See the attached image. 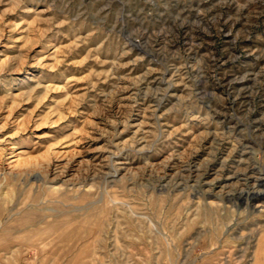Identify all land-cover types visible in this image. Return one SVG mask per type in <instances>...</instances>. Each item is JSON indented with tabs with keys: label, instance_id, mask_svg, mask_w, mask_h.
<instances>
[{
	"label": "rangeland",
	"instance_id": "374dc122",
	"mask_svg": "<svg viewBox=\"0 0 264 264\" xmlns=\"http://www.w3.org/2000/svg\"><path fill=\"white\" fill-rule=\"evenodd\" d=\"M235 5L243 11L236 14ZM220 10L240 18L236 39L217 33ZM185 31L198 35L206 57L235 41L238 55L219 70L228 76L263 66L246 59L243 45L264 47V0H0V264H264V182L251 170L254 159L264 168L260 98L250 91L240 109L226 83L205 75V57L198 61L203 76L190 72L181 99L167 96L151 113L163 90L141 76L157 62L187 59ZM204 102L227 113L253 160L217 161L227 139L212 148L204 142L208 120L190 115L205 110ZM256 116L262 128L255 129ZM135 136L148 148H125L133 173L123 170L107 188L122 201L111 207L105 194L92 204L110 180L99 161ZM18 156L27 163L14 174L9 163ZM148 159L153 164L144 168ZM221 169L240 170L239 178L210 190L209 180L226 177ZM56 173L61 190L44 182Z\"/></svg>",
	"mask_w": 264,
	"mask_h": 264
},
{
	"label": "bare ground",
	"instance_id": "6f19581e",
	"mask_svg": "<svg viewBox=\"0 0 264 264\" xmlns=\"http://www.w3.org/2000/svg\"><path fill=\"white\" fill-rule=\"evenodd\" d=\"M216 2V1H215ZM214 2V3H215ZM219 2V1H218ZM228 3V2H227ZM206 3H202V5H205ZM212 5V4H211ZM210 5V6H211ZM214 5V4H213ZM231 5V3H230ZM200 6V5H199ZM209 6V7H210ZM216 6V5H215ZM214 6V7H215ZM232 6V5H231ZM230 6V7H231ZM197 7V6H195ZM208 7V9H209ZM213 7V6H212ZM217 8V7H216ZM220 8V7H218ZM197 9V8H196ZM202 8L200 7V10ZM207 9V8H206ZM234 9H235V13L237 14V12H242L244 7L242 6H234ZM217 10V9H216ZM231 10V9H230ZM221 11V10H220ZM205 12V11H204ZM218 12V11H217ZM230 12L231 11H226V12H220L219 15L220 17H224L221 21L220 19L218 18L219 16H215V19L214 21L217 23V25H219L216 29H217V33L222 35V37L224 36L226 40H228L232 34H234L235 36V39L237 38V33L240 32V31H237V33H234V30L241 27V21H240V18H234L230 15ZM213 13V12H212ZM217 13H214L213 15H215ZM195 15V14H194ZM225 15V16H224ZM244 15V14H243ZM179 16V15H177ZM197 16V15H196ZM207 16V15H206ZM235 16V15H234ZM237 16V15H236ZM199 16H197L198 18ZM204 17V15H203ZM202 19V18H201ZM212 19V20H213ZM181 22V21H180ZM196 22V21H195ZM214 23V22H213ZM194 24V23H193ZM197 24V23H196ZM177 25V24H176ZM184 25V24H183ZM216 25V26H217ZM179 26V25H178ZM188 27V26H186ZM208 27V26H207ZM172 28V27H171ZM178 28V27H177ZM183 29V28H182ZM190 29V28H189ZM208 29V28H207ZM215 29V30H216ZM191 30V29H190ZM157 31V30H156ZM210 31V30H209ZM191 32V31H190ZM180 33V32H179ZM194 33H197V32H194ZM178 34V33H177ZM186 35V40L188 39V42H189V47L187 48V50H189V54H188V57L187 59L177 65V64H163L162 62L159 63L157 62L156 64H153V65H157L155 67H149L147 68V70L145 71V73L141 76L142 78H144L146 81L149 80L150 78H152L153 81H156V84H157V88L158 89H162L163 92L161 94H156V100H154V104L153 105H149V107L151 108V113L152 114H157L162 106L164 105L165 103V99L167 98V96H176L178 95L179 98L182 97V94H183V90L186 86L189 85V80L188 78L190 77V72H196V77L198 75V77L200 76H203V74H201L202 70L200 69V67H198V61L199 59L201 58H204L205 60V54L204 53H201L203 50L201 48V40L199 41V38L196 36V35H190L187 31H185L184 33ZM190 36H189V35ZM200 34V33H198ZM183 35V34H182ZM202 35V34H201ZM178 36H181V35H178ZM158 37V36H157ZM163 37V36H162ZM203 37V36H202ZM146 38V37H145ZM181 38V37H180ZM134 40V39H133ZM137 40V39H136ZM230 40V39H229ZM233 40V39H231ZM238 40V39H237ZM236 40V41H237ZM144 41V40H143ZM147 41V40H146ZM137 42V41H136ZM140 42V41H139ZM162 42V41H160ZM235 41L233 40V45H232V42H228L226 41V43H224V45L222 46V48L216 50V51H211L209 53H206L207 55V60L209 62V65H208V71L205 72L207 75V77H212V75L216 76L217 80L221 81L222 83H226L227 87L228 88H231L234 95H235V99H238L240 101V106L239 108L243 110H246V108H243L245 107V105L247 104L246 103V99L251 92L255 93L259 98V108H262L264 107V73L262 72L264 70V63H263V66H260V70L256 72V70L254 68H244V69H234V71H232V74L228 76L227 72L225 70L223 71H219V70H222L221 67H223V64L230 58L234 57L235 55H238L236 54L237 51H236V48H235V45L236 43H234ZM130 43V42H129ZM133 43V42H132ZM187 43V42H186ZM126 44V43H125ZM138 43H136V46H137ZM142 44V43H141ZM157 44V43H156ZM134 45V43H133ZM165 45V44H164ZM163 45V46H164ZM188 46V45H187ZM245 46L247 49V55H246V59L247 60H254V62L256 63L255 60L257 59H263L264 60V47L262 46H259V45H256V46H250V44L248 42L245 41V44L243 45ZM138 47V46H137ZM186 47V46H185ZM140 48V47H139ZM159 48V47H158ZM165 48V47H164ZM142 50V49H141ZM212 50V49H211ZM154 55V54H153ZM176 55V54H175ZM234 60V59H233ZM133 61V60H132ZM235 61V60H234ZM207 62V63H208ZM132 63V62H131ZM126 65V64H125ZM206 65V64H205ZM210 68V69H209ZM211 68H214L213 71H211ZM212 72V74L210 73ZM263 74H262V73ZM241 74V75H240ZM262 74V75H261ZM240 75V76H238ZM261 75V77L259 78V76ZM138 76V75H137ZM251 76V82L248 83V82H242L241 79H245V77H250ZM199 77V78H200ZM195 78V77H194ZM260 80V81H257V80ZM140 81V80H139ZM143 81V79H142ZM138 82V81H137ZM136 82V83H137ZM144 83H146L144 81ZM217 82H215V85H216ZM149 84V83H148ZM123 85V84H122ZM129 85V84H128ZM214 85V86H215ZM127 86V85H126ZM160 86H164L163 88H160ZM217 86V85H216ZM147 89L148 86H146ZM150 87V85H149ZM152 87V86H151ZM211 87V86H210ZM36 88V87H35ZM126 88V87H125ZM222 88V87H221ZM155 89V88H154ZM145 90V89H144ZM143 90V91H144ZM227 90V88H226ZM129 91V90H128ZM131 91V90H130ZM181 91V93L179 92ZM200 91V90H199ZM203 92L202 93H207V91L205 89L202 90ZM228 91V90H227ZM120 92V91H119ZM123 92V91H122ZM138 92V91H137ZM179 92V93H178ZM152 93V92H151ZM200 93V92H199ZM217 93V92H215ZM232 93V94H233ZM231 94V93H230ZM254 94V95H255ZM135 95V94H134ZM133 95V96H134ZM152 95V94H151ZM185 95V94H184ZM183 95V96H184ZM255 95V96H256ZM121 96V95H120ZM146 96V94H145ZM230 96V95H229ZM125 97V96H124ZM132 97V96H130ZM136 97V96H135ZM134 97V98H135ZM232 97V96H231ZM178 98V97H177ZM178 98V99H179ZM186 98V97H185ZM251 98V97H250ZM125 99V98H124ZM181 99V98H180ZM129 100V99H128ZM141 101V100H140ZM179 101V100H177ZM141 103V102H140ZM179 103V102H178ZM205 103V110H200V109H194V110H191V113L190 115H193V121H194V118H199L200 122H202V119L204 120H211L213 119L214 117L217 119V122H216V126H212V122H207V126L205 127H208V125H210L211 127H208V128H212V129H208L206 134L204 135V139H205V143H209L212 145V148L214 147V144L217 143L218 140H224V139H227V142H226V147H224L221 152H219V158L222 160H219V158L217 159V161H220L222 163V161L226 160L227 157H229L230 155H234L237 157L236 159V162H245L248 160V158H250V160L253 158L249 157L248 156V152L246 151L245 149V146L246 145H242L243 147L240 148L239 145L242 144L241 142V139L239 138V132L238 130L236 129V126L235 125H231V124H228L229 122H226V114H222V116H220L221 114L219 113V110H212V106L211 104H206ZM234 103V102H233ZM131 104V103H130ZM129 104V105H130ZM125 105H128V104H125ZM250 105V103H249ZM132 106V104H131ZM251 106V105H250ZM254 106V105H253ZM174 107V106H173ZM137 108V107H135ZM230 108V107H229ZM250 108V107H248ZM258 109V108H257ZM124 110V109H123ZM168 110V109H167ZM138 112V111H137ZM222 112V111H220ZM225 112V111H223ZM261 112V111H260ZM163 113V112H162ZM247 115L250 116L252 115V113H254V109H248L247 111ZM150 115V114H149ZM148 115V116H149ZM205 115V116H203ZM229 115V114H228ZM246 115V114H245ZM246 115V116H247ZM255 115V114H254ZM262 115V114H261ZM134 116V115H132ZM264 116V115H263ZM150 117H152L150 115ZM222 117V118H221ZM251 117V116H250ZM249 117V118H250ZM257 117V116H256ZM255 117V118H256ZM116 118V117H115ZM139 118V117H138ZM214 118V119H215ZM124 119V118H123ZM188 119V118H187ZM236 120V119H235ZM259 116L255 119V123L254 126H255V129L257 128H262L263 124H258L259 123ZM113 121V120H112ZM117 121V120H116ZM262 121V120H261ZM127 122V121H126ZM263 122V121H262ZM125 123V122H124ZM133 123V122H132ZM205 124V122H202ZM219 123L221 124V127H218L219 126ZM137 124V122L135 123V125ZM185 124V123H183ZM236 124V123H235ZM111 125V124H110ZM132 125V124H131ZM134 125V124H133ZM194 125V124H193ZM202 125V124H201ZM252 125V124H251ZM180 126V125H179ZM253 126V125H252ZM175 127V126H174ZM183 127V125L181 126V128ZM245 127V126H244ZM117 128V127H116ZM222 129V130H219V129ZM264 128V127H263ZM119 129V128H118ZM179 129V128H178ZM241 129V127H240ZM254 129V128H253ZM254 129V130H255ZM171 130V129H170ZM188 130V129H187ZM252 130V129H251ZM206 131V130H205ZM253 131V130H252ZM116 132V131H115ZM162 132H167L166 130H162ZM173 131L169 132V133H172ZM192 132V131H191ZM259 132V131H258ZM136 135L138 133V129L136 130ZM176 133V132H175ZM187 133V131L185 132ZM190 133V132H189ZM134 134V132H133ZM173 134V133H172ZM188 134V133H187ZM14 136V135H13ZM134 136V135H133ZM200 137V135H199ZM250 137V136H249ZM143 136H140V137H134L130 140H127V141H124L123 144H119V143H116V146L114 147V149L110 150L107 154L104 155L103 159H101V164L102 162H104V165L106 166V169H108V171L105 172V174L107 175L106 179H110V180H107L106 182L108 184L105 185L104 187V191H101L100 193H98V197L92 201L91 203L92 204H96V205H99L102 203L103 199H104V196L105 194H107L108 196V203L109 205L112 206H115V204L117 205L118 203H120L121 201L116 199V197H113L109 190L107 189L108 186H109V182H112L115 181V180H122L124 177H125V174L126 173H122L123 170H127L129 171V173H133V170L134 168L132 167H129V165L127 164V160H129L130 157H127L128 156V152H125L124 149L125 148H130V149H133L134 147L137 148V150H139L140 152L143 153V151L145 149H147V144L145 141H143ZM196 138V137H195ZM116 141V140H115ZM117 142V141H116ZM223 142V141H222ZM247 142V141H246ZM224 143V142H223ZM200 144V143H199ZM121 145V146H120ZM201 146V145H200ZM210 146V145H209ZM249 146V145H248ZM253 147V146H252ZM103 148V147H102ZM180 149V148H179ZM55 152V150H53ZM59 152V151H57ZM56 152V153H57ZM184 152V151H183ZM213 152V151H212ZM18 154V153H17ZM171 154V153H170ZM209 154V153H208ZM215 154V152H214ZM20 155V154H19ZM179 155V154H178ZM217 155V153H216ZM22 156V155H20ZM57 156V155H56ZM173 156V155H172ZM169 157V156H168ZM167 157V158H168ZM182 157V156H181ZM127 158V159H126ZM126 159V160H125ZM170 159V158H169ZM182 159V158H181ZM205 160V159H204ZM203 161V160H202ZM233 161V160H232ZM159 162V161H158ZM175 162V161H174ZM204 162V161H203ZM225 162V161H224ZM26 160L22 157H15L13 158L12 160H10V167H11V172L14 173V174H17L18 172L16 171L15 172V169L16 168H20L21 166L22 167H25L26 166ZM145 164L143 165L144 168H147L149 165L152 166L153 163L150 162V160L148 159L147 162H144ZM162 163V162H161ZM168 163V162H167ZM247 163V162H246ZM252 163H255L257 165L255 166H252V172H257L259 175H257L254 179L257 182H261L262 181L264 182V168L262 166L259 165L258 161H256L254 159V162ZM50 164V163H48ZM47 164V165H48ZM103 165V167H105ZM138 165V164H137ZM159 165V164H158ZM195 165V164H194ZM222 165H224L222 163ZM239 165V164H238ZM43 166V165H42ZM188 167V166H187ZM221 167V166H220ZM53 168V167H52ZM87 168V167H86ZM207 168V167H206ZM237 168V167H236ZM248 167L244 168V169H247ZM250 168V167H249ZM49 166L46 167V171L44 170V172L46 173V177L49 176ZM64 169V168H62ZM243 169V170H244ZM254 169H257L256 171H254ZM218 169H215L214 171L217 172ZM233 170V169H232ZM232 170H227L226 172H223V170L221 169L222 173L226 174L225 178H223L222 180H218L217 181V176H214L211 180L208 181V187L210 190H213L214 188H216V183L217 184H220L222 185L223 189L224 187H226L228 185V183H230L233 179H236V178H239V171L236 172V171H232ZM161 171V170H160ZM248 171V170H247ZM54 172V171H53ZM92 172V171H90ZM202 172V171H201ZM243 172H246V171H243ZM40 174V173H39ZM44 174V173H43ZM94 174V173H93ZM170 174V173H169ZM202 174V173H201ZM221 174V173H220ZM223 174V175H224ZM134 175V174H133ZM254 175V174H253ZM252 175V176H253ZM34 176V175H33ZM255 176V175H254ZM98 177V176H97ZM200 177V176H199ZM36 180H41L43 177L40 175V176H35L34 177ZM85 178V177H84ZM175 178V177H174ZM187 178V177H186ZM220 178V176H219ZM243 178V177H242ZM246 178V177H245ZM62 178L61 176L59 175V173H56L54 174V176H52L51 180L50 181H44L45 183L48 184L49 187L53 188V189H56V190H61V187L60 185L58 184V181H60ZM242 180V179H241ZM250 180V179H249ZM237 181V180H236ZM181 182V181H180ZM237 183V182H236ZM240 183V182H239ZM238 183V184H239ZM139 184V183H138ZM81 185V184H80ZM92 184H90L89 186H91ZM82 186V185H81ZM254 186V185H253ZM256 186V185H255ZM79 187V186H78ZM92 187V186H91ZM232 187V186H231ZM87 188V187H86ZM93 188V187H92ZM254 188V187H253ZM70 189H73L75 191H79V188H76V183H72V187ZM207 189V188H205ZM154 190V189H153ZM220 190V189H219ZM209 192V191H208ZM208 194H210V197L212 196H219L217 193H213L212 191H210ZM258 194V192H257ZM258 196V195H257ZM130 205V204H129ZM91 207V206H90ZM120 208V207H119ZM129 208V207H128ZM117 213V212H116ZM118 215V214H117ZM119 220V219H118ZM116 228V227H115ZM116 235H117V232H116ZM115 235V236H116Z\"/></svg>",
	"mask_w": 264,
	"mask_h": 264
}]
</instances>
